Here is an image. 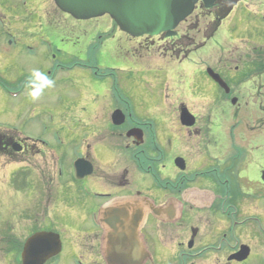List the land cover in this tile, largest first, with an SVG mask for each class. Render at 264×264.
<instances>
[{
    "label": "flooded vegetation",
    "instance_id": "flooded-vegetation-1",
    "mask_svg": "<svg viewBox=\"0 0 264 264\" xmlns=\"http://www.w3.org/2000/svg\"><path fill=\"white\" fill-rule=\"evenodd\" d=\"M239 2L241 0H217L211 10L199 4L194 11L201 9L210 12L214 20L224 13L225 20ZM51 3L54 4V0L47 1V4ZM53 9L59 15L62 13L64 19L72 18L57 9L55 4ZM2 13L1 4L0 118L3 122L2 81L3 71L7 69L3 70L2 61L13 59L17 66L23 67L22 56L36 57L39 52H22L21 49L27 47L17 46L21 36L3 34ZM42 22L47 24L44 16L38 22L42 28L41 37L44 34L42 43H47L48 48L59 43V48L63 50L65 44L60 43L62 32L56 29V23L44 28ZM30 36L36 39V36ZM127 37L129 42H137V46L131 47L133 51L140 50L147 55L168 51L161 48L162 45L156 47L153 40L165 42L174 39L165 38L164 35ZM175 40L182 41V36L175 37ZM73 45L64 48L68 53L79 56V50ZM37 46L41 47L40 40L30 47ZM155 48L159 49L158 52ZM178 49L181 48L176 45L172 48ZM227 50L225 60L228 65L224 70V79L216 69H208L225 84V87H221L208 73L227 97L223 100L236 109L239 98H264V40L259 41V46L249 48L236 45L233 41ZM103 53H108V49H103ZM51 57L43 55L41 61L49 66L38 71L54 81L56 66ZM24 81V85L20 86L22 91L28 90L33 79L25 78ZM234 87L237 94L232 95ZM7 92L13 93L12 90ZM178 104L173 119L182 132L176 133L168 129L165 122L160 132L152 130L151 121L142 119V114L151 117V110L137 112L125 100L118 107H112L103 117L102 125H94L93 117L83 118L91 123L94 136L91 137L84 130L77 132L82 144L75 146L76 157L72 161L63 150H53L49 146L47 140L52 133L48 129L43 130L47 137L32 138L14 129L3 130L1 122L2 169L3 159H17L13 161L25 164L32 157L34 160V157L43 156L47 160V155L53 156L50 157L52 162H49L52 167L45 163L50 166V171L44 174L52 178L49 184L35 183L39 188H33L29 193V197L35 199L30 213L32 216L34 212V226L24 231L23 247L20 248L13 239L18 250L14 254L6 253L3 264H25L22 255L25 244L37 235L45 236L42 243L36 246L38 253L51 252L59 243L58 255L44 264H109L110 260H131L134 254L122 253L124 249L119 250L117 246L135 244L136 237L144 253L138 264H264V156L263 159L257 156L258 161H249L242 153L231 155L233 148L230 145L223 155L204 151L209 154L208 158L203 151L198 152L199 147L188 143L180 133L191 138L199 136V115L194 114L187 103ZM183 109H187L195 118L194 126L182 125ZM117 111L123 115L121 125L113 121V114ZM155 111L163 116L161 110ZM258 120L256 127L264 130V118ZM101 136L104 138L101 139ZM232 145L235 143L232 142ZM58 151L61 153L58 154ZM169 151L173 152L167 156ZM191 155L194 160L189 159ZM179 159L181 166L176 163ZM78 161H81L80 178L75 170ZM32 177L29 175V181L25 183L33 182ZM53 177H57L58 183ZM22 210L28 213L27 209ZM0 244H3V240ZM64 257L68 259L67 262Z\"/></svg>",
    "mask_w": 264,
    "mask_h": 264
},
{
    "label": "rangeland",
    "instance_id": "rangeland-1",
    "mask_svg": "<svg viewBox=\"0 0 264 264\" xmlns=\"http://www.w3.org/2000/svg\"><path fill=\"white\" fill-rule=\"evenodd\" d=\"M47 1L0 0V5H3V34L21 36L17 46L27 47L21 49L22 52H39L36 57L22 56L23 67L17 66L13 59L2 61L3 70L7 69L3 71L2 81L3 122L0 118V124L2 122L3 130L14 129L32 138H45L47 135L43 130L48 129L52 133L47 140L49 146L53 150H63L72 161L76 157L75 146L82 144L77 132L84 130L94 136L91 123L83 118L93 117L94 125H102L103 117L112 107H118L125 100L137 112L151 110L152 116L142 114V119L151 121L152 130L160 132L167 125L176 133L182 131L173 117L179 108L178 103L184 102L194 114L199 115L201 132L192 138L187 134L180 135L188 143L197 145L198 152L203 151L208 158L211 153L223 155L230 145L233 148L231 155L242 153L253 162L254 159L258 161L257 156L263 159L264 130L256 125L258 119L264 118V98H239V104L234 109L224 101L227 97L210 79L208 69H216L224 79V70L228 65L225 60L227 49L233 41L236 45L249 48L259 46V41L264 40V0H241L212 38L209 37L215 17L210 12L197 10L177 29V36L181 35L182 41L175 40V37L165 42L153 40L156 47L162 45L161 48L168 50L160 51L161 54L155 48L158 52L155 55L133 51L131 47L137 46V42H129L127 35L119 31L109 16L87 21L64 19L62 13L54 12L55 3L47 4ZM43 16L47 23L44 25L42 22L44 28L56 23V29L62 32L60 43L65 44L64 47L74 44L79 56L68 53L64 47L60 49L59 43L53 45L55 48H48L47 43H42L44 34L41 37L42 28L38 22ZM30 35L36 36V39H31ZM39 40L41 47L31 49L30 46L37 45ZM175 45L181 49L172 50ZM103 49H108V53H103ZM44 54L54 59V86L43 90L41 96L33 100L29 96L32 89L28 87V90L22 91L20 86L24 85L25 78L33 79L34 70L41 71L49 66L41 61ZM235 87L232 95L236 93ZM155 110H161L163 116ZM172 152L169 151L167 156ZM51 156L47 155V160L43 156L34 157V160L32 157L25 164L13 161L17 159H3V169L0 165V241L3 240L0 244V264H3L6 253L14 254L18 250L15 246L23 247L24 231L34 226V210L32 216L30 213L35 199L29 197V193L33 188H39L40 182L47 186L52 179L44 175L50 171ZM189 159L194 160L193 155ZM56 168L54 166V170ZM29 175L33 176V182L25 183L29 181ZM53 180L58 183L57 177ZM13 239H16L17 245ZM6 242L8 245H5Z\"/></svg>",
    "mask_w": 264,
    "mask_h": 264
},
{
    "label": "water",
    "instance_id": "water-1",
    "mask_svg": "<svg viewBox=\"0 0 264 264\" xmlns=\"http://www.w3.org/2000/svg\"><path fill=\"white\" fill-rule=\"evenodd\" d=\"M217 0H54L56 7L70 15L76 20L87 21L104 16H109L119 28V31L133 37L144 36L157 37L164 35L166 38H173L178 35V27L184 23L194 13L196 6L201 3L205 9L211 10ZM209 75L221 87H225L221 78L208 71ZM233 104H235L233 102ZM113 121L116 125L123 124V115L120 111L113 114ZM181 123L183 126L192 127L195 118L187 109L181 113ZM177 165L181 166V160H177ZM81 161L76 163L77 176L80 178ZM90 172V171H89ZM44 235H37L28 240L24 254L25 264H44L50 258L58 255L59 243L51 252L43 253L38 250V246L44 240ZM48 237V236H47ZM53 237V236H49ZM57 237V236H56ZM122 253L134 254V258L109 261V264H138L144 253L141 245L135 240V244L117 246ZM58 250V251H57ZM39 254L38 256H36Z\"/></svg>",
    "mask_w": 264,
    "mask_h": 264
},
{
    "label": "clouds",
    "instance_id": "clouds-1",
    "mask_svg": "<svg viewBox=\"0 0 264 264\" xmlns=\"http://www.w3.org/2000/svg\"><path fill=\"white\" fill-rule=\"evenodd\" d=\"M33 77V82L28 85L32 90L29 92V96L33 99L36 100L38 99L44 88L48 87H53L54 86V81H52L50 78H48L46 75L42 74L38 70H34L32 73ZM38 81L39 83H35Z\"/></svg>",
    "mask_w": 264,
    "mask_h": 264
},
{
    "label": "trees",
    "instance_id": "trees-1",
    "mask_svg": "<svg viewBox=\"0 0 264 264\" xmlns=\"http://www.w3.org/2000/svg\"><path fill=\"white\" fill-rule=\"evenodd\" d=\"M224 18H225V15L223 13L218 19L214 21V27L212 29L213 31L209 38H212L214 36V34L217 32V29H219L221 22L224 20Z\"/></svg>",
    "mask_w": 264,
    "mask_h": 264
}]
</instances>
